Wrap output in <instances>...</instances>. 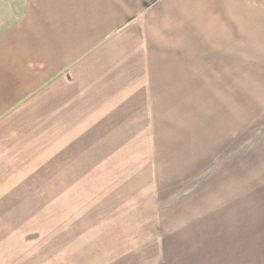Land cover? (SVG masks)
Returning a JSON list of instances; mask_svg holds the SVG:
<instances>
[{
	"label": "crops",
	"instance_id": "1",
	"mask_svg": "<svg viewBox=\"0 0 264 264\" xmlns=\"http://www.w3.org/2000/svg\"><path fill=\"white\" fill-rule=\"evenodd\" d=\"M44 120L135 178L130 239L264 264V0H0V144Z\"/></svg>",
	"mask_w": 264,
	"mask_h": 264
},
{
	"label": "rangeland",
	"instance_id": "2",
	"mask_svg": "<svg viewBox=\"0 0 264 264\" xmlns=\"http://www.w3.org/2000/svg\"><path fill=\"white\" fill-rule=\"evenodd\" d=\"M42 124L0 144V264H180L177 240L162 250L128 237L132 202L123 201L138 199L135 178L115 175L97 145L90 170L73 169L66 147H52L49 120Z\"/></svg>",
	"mask_w": 264,
	"mask_h": 264
}]
</instances>
